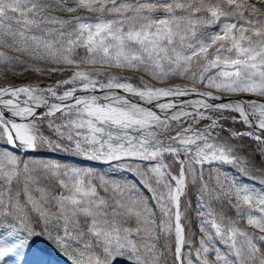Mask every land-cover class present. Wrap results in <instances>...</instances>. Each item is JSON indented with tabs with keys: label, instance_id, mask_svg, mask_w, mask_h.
Segmentation results:
<instances>
[{
	"label": "snow or ice",
	"instance_id": "snow-or-ice-1",
	"mask_svg": "<svg viewBox=\"0 0 264 264\" xmlns=\"http://www.w3.org/2000/svg\"><path fill=\"white\" fill-rule=\"evenodd\" d=\"M258 5L264 0H0V65L27 56L67 76L0 87V264L25 249L42 257L29 243L42 235L71 264H169V255L171 264H264V164L255 169L239 143L255 141L264 156ZM42 148L125 161L118 167L132 176L24 158ZM189 179L199 186L198 240L182 211Z\"/></svg>",
	"mask_w": 264,
	"mask_h": 264
},
{
	"label": "rangeland",
	"instance_id": "rangeland-1",
	"mask_svg": "<svg viewBox=\"0 0 264 264\" xmlns=\"http://www.w3.org/2000/svg\"><path fill=\"white\" fill-rule=\"evenodd\" d=\"M66 3H72V0H65ZM254 2V1H253ZM264 7V5H261ZM54 15L60 16L62 18H70L71 16H76V15H89L86 12L83 11H78L75 13H66L63 11H55L53 12ZM212 29H210L211 31ZM218 30V29H217ZM80 52V55H83V50L80 49L78 50ZM21 60L23 61L22 64H17V65H8V66H3L0 65V86L4 85H18V84H24V83H41V82H47L49 80H56L60 79L62 77H65L66 75H62L59 72L52 73L50 70L52 68H57V67H64V66H57L49 63H45L42 61H37L33 60L27 56H22ZM15 69H20L18 71H15ZM37 69H41L43 71H37ZM134 77H138L142 75L141 73L135 74H129ZM145 79H148L145 77ZM16 81L20 82L18 84H12L16 82H10V81ZM174 80H179V79H174ZM22 81V82H21ZM25 81V82H24ZM202 122L199 126L202 127L204 124ZM231 127H235L236 125H231ZM45 134H50L48 129H44ZM66 146L70 147V145L67 144V141L64 142ZM244 145V144H243ZM255 146H257L255 144ZM245 149H248L247 146H245ZM257 150V149H256ZM259 153V151H258ZM23 155V154H22ZM77 157L81 158L79 156L74 155L71 151L65 152V151H56L52 152L48 149H40L37 152H28L26 155H24V158H38V159H44V160H54L57 161L61 164L67 165L69 167H81V168H91L93 171L97 174H103L106 179L109 180H116V181H122L123 179H131L132 174L121 170L118 165H113L109 167H99V168H94L89 165H86L85 162L79 161L77 159L69 157ZM264 160V156H263ZM166 162L172 163V158L171 157H166ZM125 163V162H124ZM127 163H132L133 165L140 163L139 161H131ZM205 179L208 178V171L207 169L210 167L209 165H205ZM212 167H215L213 165ZM220 167L223 168L225 172H227L229 175L232 176H237V178L240 180V182L244 184H249L250 186L254 185L257 188H260L261 185L257 181L251 180L248 177L240 176V174L237 172L236 168L230 166V165H221ZM98 183V180H97ZM198 185H193L191 182V179H189V185L186 191V194L182 197V211L187 212V219L184 221L187 230L190 232L191 236L195 238L196 240L199 239L200 237V232H199V219L197 217V207H196V197L198 193ZM189 189V191H188ZM100 194L104 195L103 190H100ZM144 195L148 196L149 194L145 190ZM219 210V209H218ZM228 215H234V212L225 206L224 209ZM158 215V213H157ZM251 231V229H250ZM31 248L32 249H40L43 250L44 254L52 256V260L56 262L57 264H71V261L68 260V258L58 249L55 247V245L52 243V241L48 240L46 235L40 236L38 239L33 238L30 242ZM166 241L162 238L158 242V247L163 248L165 245ZM168 243H171L173 245V251H174V238L173 241H169ZM221 248L223 249V246L221 245ZM190 249L188 247L185 248V252L187 253ZM193 252V259H195V252L194 249L192 250ZM38 256L34 255L32 252L29 251V249L24 250V255L20 258L19 261L16 260L15 257H6L5 260L2 262V264H34L37 262ZM169 264H171V256L169 255ZM50 262V261H49ZM51 263V262H50ZM114 264H128L126 260L123 259H116L114 261Z\"/></svg>",
	"mask_w": 264,
	"mask_h": 264
},
{
	"label": "trees",
	"instance_id": "trees-1",
	"mask_svg": "<svg viewBox=\"0 0 264 264\" xmlns=\"http://www.w3.org/2000/svg\"><path fill=\"white\" fill-rule=\"evenodd\" d=\"M240 143L242 144H248V146L250 147L252 142L247 140V139H244L243 141H240ZM249 158H253V163L254 165L257 167V168H261V165L263 164L262 161H261V157L258 153H255L254 151V148L251 149L250 152H247L245 153Z\"/></svg>",
	"mask_w": 264,
	"mask_h": 264
},
{
	"label": "bare ground",
	"instance_id": "bare-ground-1",
	"mask_svg": "<svg viewBox=\"0 0 264 264\" xmlns=\"http://www.w3.org/2000/svg\"><path fill=\"white\" fill-rule=\"evenodd\" d=\"M253 1L255 2V0H253ZM258 6H261V5H258ZM253 99H257V98H253ZM46 260H49L51 262V263L49 262V264H57L56 262H54V260H52V257L51 256H48L46 254H44L42 257H38L37 258V262L34 263V264H47L46 263Z\"/></svg>",
	"mask_w": 264,
	"mask_h": 264
}]
</instances>
